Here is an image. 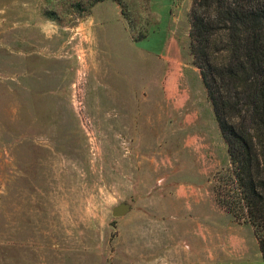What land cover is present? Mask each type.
Masks as SVG:
<instances>
[{
  "label": "rangeland",
  "instance_id": "rangeland-1",
  "mask_svg": "<svg viewBox=\"0 0 264 264\" xmlns=\"http://www.w3.org/2000/svg\"><path fill=\"white\" fill-rule=\"evenodd\" d=\"M122 1L133 29L113 0H0V264H264L215 192L193 0Z\"/></svg>",
  "mask_w": 264,
  "mask_h": 264
},
{
  "label": "trees",
  "instance_id": "trees-1",
  "mask_svg": "<svg viewBox=\"0 0 264 264\" xmlns=\"http://www.w3.org/2000/svg\"><path fill=\"white\" fill-rule=\"evenodd\" d=\"M103 1L86 0L84 10ZM113 1L133 29L124 2ZM190 22L192 64L229 156L217 199L253 228L264 260V0H193Z\"/></svg>",
  "mask_w": 264,
  "mask_h": 264
},
{
  "label": "crops",
  "instance_id": "crops-1",
  "mask_svg": "<svg viewBox=\"0 0 264 264\" xmlns=\"http://www.w3.org/2000/svg\"><path fill=\"white\" fill-rule=\"evenodd\" d=\"M117 8H118V10L121 12V9H120V6L117 4ZM180 67L181 68V70L183 71V66H181V64H179L178 62L174 65L173 63H169L168 61H166L165 63H164V68L163 69H165L164 70V76H163V79H162V81H161V84H162V86L164 87V89L166 88V86H167V82H168V80H169V78H170V72H172V69H174V67ZM183 76V75H182ZM223 139V138H222ZM224 141V140H223ZM225 143V142H224ZM223 144V143H222ZM223 146H224V144H223Z\"/></svg>",
  "mask_w": 264,
  "mask_h": 264
},
{
  "label": "water",
  "instance_id": "water-1",
  "mask_svg": "<svg viewBox=\"0 0 264 264\" xmlns=\"http://www.w3.org/2000/svg\"><path fill=\"white\" fill-rule=\"evenodd\" d=\"M131 206L129 204H122L113 209V216L124 217L130 212Z\"/></svg>",
  "mask_w": 264,
  "mask_h": 264
},
{
  "label": "clouds",
  "instance_id": "clouds-1",
  "mask_svg": "<svg viewBox=\"0 0 264 264\" xmlns=\"http://www.w3.org/2000/svg\"><path fill=\"white\" fill-rule=\"evenodd\" d=\"M89 22H91V20H89ZM55 27H57V25L50 20H46V22L41 25L42 30L45 32H47L50 28H55Z\"/></svg>",
  "mask_w": 264,
  "mask_h": 264
}]
</instances>
